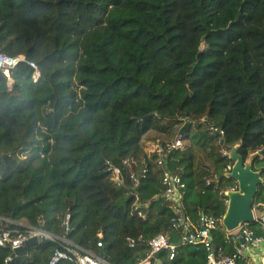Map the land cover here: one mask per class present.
<instances>
[{"label": "trees", "instance_id": "16d2710c", "mask_svg": "<svg viewBox=\"0 0 264 264\" xmlns=\"http://www.w3.org/2000/svg\"><path fill=\"white\" fill-rule=\"evenodd\" d=\"M0 51L40 71L35 82L21 62L11 87L0 74V216L16 234L25 223L84 249L102 240L109 262L137 264L166 233L176 253L160 252V264H207L204 246L172 227L158 156L143 144L150 132L183 136L162 145L192 221L226 213L237 182L224 151L235 144L263 178L254 203L264 201V0H0ZM58 239L10 262L0 245V264H46ZM228 240L220 225L214 243L232 254Z\"/></svg>", "mask_w": 264, "mask_h": 264}, {"label": "built area", "instance_id": "2783aa9c", "mask_svg": "<svg viewBox=\"0 0 264 264\" xmlns=\"http://www.w3.org/2000/svg\"><path fill=\"white\" fill-rule=\"evenodd\" d=\"M25 61L34 70V81L37 82L40 71L38 65L34 61L27 60L23 55H8L6 52L0 51V74H2L9 87L13 84L12 72L21 62ZM211 130L219 132L221 136L224 135V130L216 126H211ZM183 136L178 132L171 140L158 139L153 142L149 148L148 153H156L157 164L163 173V185L164 190L161 196L170 202L173 210L172 227L181 232V242L194 245H203L206 250L207 264H239L242 252L248 246L260 247L264 245V201L255 204L253 209L255 212L254 222L257 224V228L250 227L249 223H243L238 229L233 232H228L229 239H231L237 245L234 253L228 254L225 251L224 246H217L214 243V231H216L220 225H222V219H216L210 217L203 212L197 222L192 221L185 212L184 209V194L185 183L178 174H174L165 165V155L167 150L163 147L162 143L170 145L172 148L180 147L183 144ZM224 154H228L224 151ZM128 165H138L137 159L132 158L124 161ZM229 168L231 166L229 165ZM149 172V163L147 160H143V165L137 170L131 172L130 177L134 184L137 186L141 178H145ZM114 179L118 182H122V176L120 175V169H114ZM138 206H140L138 204ZM13 223L12 221L0 216V245L7 247L11 250V254L6 258V261L12 259L14 249L22 245L23 241L38 235L40 241L43 238L55 239L58 237L51 233H45L39 227H32L24 223L28 230L26 232L15 233L14 230L7 228L6 224ZM243 237L245 242H241L240 238ZM62 242V247L56 249L49 257L46 264H58L61 259L69 261L71 264H112L109 262L103 254L104 244L102 240L97 242V246L100 251L92 249H84L80 245L69 241L67 238H59ZM142 240V236L138 238L130 237L127 239L128 246L135 247L137 241ZM241 242V244H239ZM150 251L148 255L140 260L137 264H154L158 262L155 253L166 250L168 252L169 259H173L176 253V244L172 243L168 234L158 233L149 240Z\"/></svg>", "mask_w": 264, "mask_h": 264}, {"label": "water", "instance_id": "95a60500", "mask_svg": "<svg viewBox=\"0 0 264 264\" xmlns=\"http://www.w3.org/2000/svg\"><path fill=\"white\" fill-rule=\"evenodd\" d=\"M203 49V44L201 45ZM239 144L233 145L228 151V156L233 162L231 168L224 173L226 177L233 178L237 182V188L225 191L227 199V209L222 217V225L228 232L238 229L243 223H254L255 220V196L258 191L259 184L263 182V178L259 171L253 169V159L245 160L239 152ZM45 233H49L41 229ZM241 242H245L243 237ZM40 238L35 235L25 241L22 245L14 249L17 256L27 255L29 249L38 244ZM160 264V252L155 253Z\"/></svg>", "mask_w": 264, "mask_h": 264}, {"label": "crops", "instance_id": "0c3cea01", "mask_svg": "<svg viewBox=\"0 0 264 264\" xmlns=\"http://www.w3.org/2000/svg\"><path fill=\"white\" fill-rule=\"evenodd\" d=\"M145 138H144L143 144H145V141H146ZM157 139H162V138L157 137ZM147 147L148 148H146L144 146L146 152H149L150 145L147 144ZM226 236L229 237L228 231H226ZM228 242L232 243L234 250L237 248L238 244H235L231 239H229ZM239 244H241V242ZM238 262H239V264H264V245H262L260 247L248 246V248H245L243 250L242 257L240 258V261H238Z\"/></svg>", "mask_w": 264, "mask_h": 264}, {"label": "rangeland", "instance_id": "374dc122", "mask_svg": "<svg viewBox=\"0 0 264 264\" xmlns=\"http://www.w3.org/2000/svg\"><path fill=\"white\" fill-rule=\"evenodd\" d=\"M145 139H146V141H145L144 146H145L146 148H148V147H147V144H149V145L151 146V144H152L153 142H155L156 140H158L155 132H150V133H148V135L146 136ZM40 238H42V237H40Z\"/></svg>", "mask_w": 264, "mask_h": 264}]
</instances>
